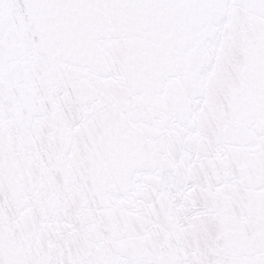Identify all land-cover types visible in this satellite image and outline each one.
I'll use <instances>...</instances> for the list:
<instances>
[{"label":"snow or ice","instance_id":"snow-or-ice-1","mask_svg":"<svg viewBox=\"0 0 264 264\" xmlns=\"http://www.w3.org/2000/svg\"><path fill=\"white\" fill-rule=\"evenodd\" d=\"M0 264H264V0H0Z\"/></svg>","mask_w":264,"mask_h":264}]
</instances>
